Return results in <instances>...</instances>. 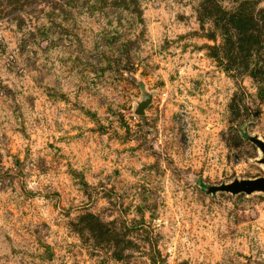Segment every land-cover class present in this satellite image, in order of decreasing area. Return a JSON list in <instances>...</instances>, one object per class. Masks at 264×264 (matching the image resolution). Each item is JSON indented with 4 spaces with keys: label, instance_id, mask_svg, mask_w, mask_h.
Masks as SVG:
<instances>
[{
    "label": "rangeland",
    "instance_id": "obj_1",
    "mask_svg": "<svg viewBox=\"0 0 264 264\" xmlns=\"http://www.w3.org/2000/svg\"><path fill=\"white\" fill-rule=\"evenodd\" d=\"M246 135L264 0H0V264H264Z\"/></svg>",
    "mask_w": 264,
    "mask_h": 264
},
{
    "label": "water",
    "instance_id": "obj_2",
    "mask_svg": "<svg viewBox=\"0 0 264 264\" xmlns=\"http://www.w3.org/2000/svg\"><path fill=\"white\" fill-rule=\"evenodd\" d=\"M152 98V93L147 92L142 89L141 96L138 101H136L132 107V113L136 116H141L144 114L145 108L150 103ZM246 138L253 143L261 153V158L259 163L264 167V142L261 141L256 136H248ZM207 192L215 193L217 191L235 194H252L254 192H260L264 194V176L255 177L251 179H234L233 181L221 184L218 186H209L205 189Z\"/></svg>",
    "mask_w": 264,
    "mask_h": 264
}]
</instances>
